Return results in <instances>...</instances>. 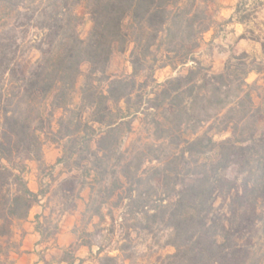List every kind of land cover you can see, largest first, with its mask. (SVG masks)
Masks as SVG:
<instances>
[{
    "label": "trees",
    "instance_id": "1",
    "mask_svg": "<svg viewBox=\"0 0 264 264\" xmlns=\"http://www.w3.org/2000/svg\"><path fill=\"white\" fill-rule=\"evenodd\" d=\"M246 7L242 0L236 8L241 24L253 16ZM80 8L92 24L86 39ZM201 12L198 0H0V264H13L11 254L21 248L15 225L47 198L28 182V162L52 170L47 142L63 151L56 165L81 172L91 188L92 216L110 218L112 229L136 231L143 219L166 227L174 253L160 264H264V108L255 102L264 64L242 53L221 73L205 68L196 58L208 29ZM116 49H130L129 76L107 74ZM31 51L39 53L35 61ZM188 65L186 74L156 78ZM252 73L259 78L249 84ZM138 120L165 135L124 149ZM150 145L168 154L143 160L159 163L160 187L150 189L163 196L155 200L144 191L143 162L135 165ZM53 215H35L44 264H119L127 251L122 244L111 256L95 231L86 233L95 240L48 262L63 213ZM80 247L89 248L88 257L78 256Z\"/></svg>",
    "mask_w": 264,
    "mask_h": 264
},
{
    "label": "rangeland",
    "instance_id": "2",
    "mask_svg": "<svg viewBox=\"0 0 264 264\" xmlns=\"http://www.w3.org/2000/svg\"><path fill=\"white\" fill-rule=\"evenodd\" d=\"M242 0H198V4L208 16V29L203 33L200 47L196 50V58H198L205 68L211 69L214 73H221L224 70L225 64L232 55H240L247 53L251 57L256 58L258 63L264 64V0H244L247 3V9L253 12L251 19L246 24L237 22L235 17H229L231 8H237ZM227 2L229 5H227ZM201 12V14H202ZM236 12V11H235ZM79 13L83 16V23L79 27V33L83 39H86L91 30L92 24L88 17L85 16L82 8ZM255 39V40H253ZM27 56L35 61L39 57V53L31 51ZM190 65L180 68L173 72L170 68L160 70L156 73L158 82L163 83L166 80L177 76L178 74H186ZM89 71V65L82 66L83 75L77 81L76 101H79V93L82 88L85 75ZM132 73L130 64V49L126 52H121L116 49L107 67V74L111 77L129 76ZM258 75L252 73L247 82L252 84L258 79ZM264 78V77H263ZM263 80L260 79L259 85H263ZM255 102L257 106L264 108V90L258 91L255 95ZM264 125V120L262 122ZM151 134L164 136L163 131L153 132L149 121L138 120L135 123L134 133L128 135L124 141V149L132 145L138 146L141 140H147L151 143ZM155 149L150 145L145 148V157L141 154L135 156V165L143 162V168L148 171L146 187L144 191L151 193L153 199H159L163 196L162 190L159 192L150 189V184L160 187L161 172L159 171V163L152 161L151 163L144 162L146 156L160 155L168 156L167 152H155ZM43 153L46 164L52 170H40L39 165L35 161L28 162L30 171L28 174L29 186L32 190H39L42 188L48 192L47 198L43 200L40 206L33 208L32 212H41L40 214L49 215L54 212L53 219H57L61 213L60 218V232L69 233L74 242L72 244H81L88 240H95L88 237L86 233H93L95 231L100 234L97 236L101 242L106 246L111 256L118 255L117 248L122 244L125 245L127 251L121 255L119 264H160V258L166 257L168 254L174 253V248L167 246L168 232L162 223H153L149 219H143L136 231L126 227H117L112 229L111 220L107 218L103 221L97 216H92L91 211H88V205L92 196V190L89 186H85V179L81 172H69L63 165H56L57 160L62 156L61 148L47 142L43 147ZM116 158V157H115ZM149 186V187H148ZM108 198V197H107ZM102 200L103 199H99ZM223 202L218 199L217 205L220 206ZM75 206V208H74ZM107 214V210L103 211ZM31 215V214H30ZM30 218V217H29ZM30 223L29 219L18 222L14 227V240L21 244L20 238L25 234V228ZM133 226V222L128 223ZM149 228V229H143ZM131 234L130 238L127 237ZM59 237V235H58ZM96 237V238H97ZM58 239V238H57ZM71 244V245H72ZM46 247V245H45ZM59 246H50V252H45V257L48 262H57L63 254V250ZM43 250H37L41 252ZM94 251L97 247L93 248ZM20 251V250H19ZM19 251L12 252L11 261L13 263V256ZM80 258H86L89 255V248L80 247L78 251ZM39 264H44L41 261Z\"/></svg>",
    "mask_w": 264,
    "mask_h": 264
},
{
    "label": "crops",
    "instance_id": "3",
    "mask_svg": "<svg viewBox=\"0 0 264 264\" xmlns=\"http://www.w3.org/2000/svg\"><path fill=\"white\" fill-rule=\"evenodd\" d=\"M227 5H229L228 2ZM227 10H230L229 17L235 18L236 8H229ZM33 191L37 192L38 189ZM40 213L41 212H31L29 218L30 223L25 228L24 236L20 238L21 248L19 253H15L13 256V264H39L41 262L37 250L44 249L45 245H42L41 247L37 246L41 240V236L35 229V215ZM73 242L74 240L72 236L67 232H63L59 234L57 246H59V248L69 247ZM47 252H50V249Z\"/></svg>",
    "mask_w": 264,
    "mask_h": 264
}]
</instances>
